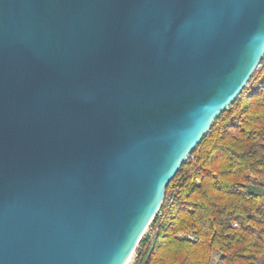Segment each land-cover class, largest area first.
<instances>
[{
    "label": "water",
    "instance_id": "95a60500",
    "mask_svg": "<svg viewBox=\"0 0 264 264\" xmlns=\"http://www.w3.org/2000/svg\"><path fill=\"white\" fill-rule=\"evenodd\" d=\"M264 59V0H0V264H127Z\"/></svg>",
    "mask_w": 264,
    "mask_h": 264
},
{
    "label": "trees",
    "instance_id": "16d2710c",
    "mask_svg": "<svg viewBox=\"0 0 264 264\" xmlns=\"http://www.w3.org/2000/svg\"><path fill=\"white\" fill-rule=\"evenodd\" d=\"M215 120L166 195L137 264H264V59ZM216 262L213 263V256Z\"/></svg>",
    "mask_w": 264,
    "mask_h": 264
},
{
    "label": "built area",
    "instance_id": "2783aa9c",
    "mask_svg": "<svg viewBox=\"0 0 264 264\" xmlns=\"http://www.w3.org/2000/svg\"><path fill=\"white\" fill-rule=\"evenodd\" d=\"M261 66H262V64H260V65L258 66V68H260ZM181 184H182V183L180 182V184L175 185V186L173 187L172 191L170 192V194L165 195V198H164V201H163L162 205L170 206V205L173 203V200H174V197H175L176 193L179 192V190H180V185H181ZM161 207H162V206H161ZM161 207H160V209H159V211L157 212L156 215L162 213ZM151 223H152V222H151ZM151 223H150L149 227L147 228V230H146V232H145V233H147V235L150 236V237H152V236L154 235V231H153V229H152ZM136 258H137V257H136ZM136 258L134 259V261H133L132 264H137V259H136ZM128 263H129V261H128ZM128 263H127V264H128Z\"/></svg>",
    "mask_w": 264,
    "mask_h": 264
},
{
    "label": "rangeland",
    "instance_id": "374dc122",
    "mask_svg": "<svg viewBox=\"0 0 264 264\" xmlns=\"http://www.w3.org/2000/svg\"><path fill=\"white\" fill-rule=\"evenodd\" d=\"M136 256H137V253H136V251H135L134 254L132 255V257L130 258L128 264H132L133 261H134V259L136 258ZM216 259H217V257H216V255H214V256H213V261H212V262L215 263V262H216Z\"/></svg>",
    "mask_w": 264,
    "mask_h": 264
}]
</instances>
